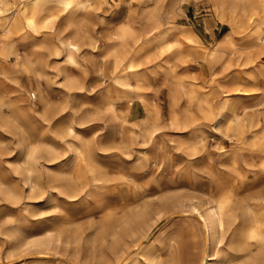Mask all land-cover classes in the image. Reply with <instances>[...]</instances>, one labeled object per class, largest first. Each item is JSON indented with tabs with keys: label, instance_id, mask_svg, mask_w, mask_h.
Segmentation results:
<instances>
[{
	"label": "rangeland",
	"instance_id": "rangeland-1",
	"mask_svg": "<svg viewBox=\"0 0 264 264\" xmlns=\"http://www.w3.org/2000/svg\"><path fill=\"white\" fill-rule=\"evenodd\" d=\"M86 2L62 10L58 0H38L20 16V0H0V189H23L36 146L60 157L47 165L38 152L45 179L71 170L84 184L74 196L54 187L14 204L0 192V264H209L205 251L227 264L235 225L217 229L205 248L194 205L203 211L229 194L240 210L253 208V194L264 191V158L251 154L236 120L254 112L264 140V46L254 45L255 19L240 29L232 21L264 0ZM257 20L264 37V14ZM113 63L125 84L110 78ZM18 87L28 98L35 92V110H22ZM142 217L153 221L142 243L148 259L133 249L117 260L126 219ZM10 229L19 237L13 244Z\"/></svg>",
	"mask_w": 264,
	"mask_h": 264
},
{
	"label": "bare ground",
	"instance_id": "bare-ground-1",
	"mask_svg": "<svg viewBox=\"0 0 264 264\" xmlns=\"http://www.w3.org/2000/svg\"><path fill=\"white\" fill-rule=\"evenodd\" d=\"M20 1L22 3V7H21L20 11H18V13L20 16H22V15H25L27 9H29L28 8L29 5L33 6L38 0H20ZM60 5L63 6L62 10H64V9L70 8L71 6L85 8L88 4H87L86 0H65L63 3H61L58 0L57 6L60 7ZM262 14H264V5L258 10H256V8H253L252 12L248 16H244L243 18H241V17L240 18H233V20H232L233 23L239 29L242 28L243 26H250L251 23L254 22V19L256 20V23L253 24V30L251 31V35H252V37L256 38V41L254 40V45L257 46L258 49L262 48L264 46V37L261 36V33L263 32L262 28H261L262 26L260 24L261 22H259V20H257L258 17H260V15H262ZM252 15H254V16H252ZM251 18H252V20H251ZM173 31H174V29L171 30L169 33L172 32L171 34H175V31L174 32ZM117 33H118L117 37H113L114 40H117V39H119V37H122L125 35V31H119ZM65 44L69 47L74 48V49L77 48L76 45L71 43V42H66ZM20 61H21L20 65L24 68L28 67L29 65H32V63L30 61H25V60H20ZM115 71H116V67H115V63H113L112 68L110 69V72H109L110 78L112 80H114L115 82H118L120 84H125L124 81L122 82L121 77H114L113 74ZM2 82H6V81H4L2 79V77L0 76V88H2V86H1ZM6 85H8V84H6ZM27 95L28 94L26 93L25 90L22 91L19 88L18 101H20V107L22 108L23 111L24 110L33 111V110H35L34 109L35 104L32 101H35V98H36L35 92L30 91L29 92V98ZM147 112L151 116V111L148 110ZM259 119L260 118L258 117V115H256L252 111H248V112L247 111H241L239 114L236 115L237 127H238V130H240V137L242 138V141L245 142L246 140H248L249 137H251L252 145L250 148V152L253 156H257L261 159V158H264V140L259 139V137H258L259 130L254 128L255 125L258 123ZM144 122L146 123V120ZM63 136H64V134H62V138H63ZM140 137H142V136H140ZM92 140H93V142H96L95 139H92ZM194 142L201 145L202 138L196 137ZM185 143H188V141H185ZM41 149H43L45 151L44 161H45V164H47V165H48V162L55 161V159L60 158V157H58L59 154H57L53 148H50L47 146L42 147V148H40L38 146L31 148V150L29 151V154L25 158V162H27L26 164H28L29 166L26 167V171H28V174L24 177L25 184L23 185V189L21 190L23 194L21 193V191H18V188H15V187L14 188L0 189V192L5 196L6 200H10L14 204L16 202H19L21 200V198H24V197L39 199L41 197H45L46 195H49L48 189L54 188V187L58 188V190L61 192L67 193L69 196L77 195L81 192V190H83L84 184L83 185L80 184V180L78 179L79 174L76 173L77 178L75 177V179H74L72 176V173H69L71 170L63 171L62 176L60 178L49 175V172H46L48 178L45 179V176L44 177L42 176V170L39 167V164L37 162V158H38L37 155L39 154L38 152H40ZM69 156L71 157V155H69ZM30 164H34V167H31ZM141 164H143V161L139 164L133 165L131 170H132V174L134 176L142 174L139 171V169H140L139 166ZM33 171H35L36 176L32 178L31 177L32 174L30 172H33ZM98 178H96V177L92 178L91 182H93V185L100 186L99 185L100 183L98 182L99 181ZM262 180L264 182V178ZM173 181L174 180H172V182ZM97 183H99V184H97ZM25 185H27V188L24 190ZM118 185H120V183ZM235 185H237V184H235ZM234 188H235V190H238L240 188V185L235 186ZM263 188H264V186H263ZM129 190H131V188H129ZM138 194H139V191L137 188H135L133 191V195L137 196ZM171 194H173V193H171ZM189 196H190V194H189ZM187 198L189 199L190 197H187V195H186V199ZM230 198L231 197L229 194H222L218 200H214L213 202L209 203L203 211L199 210V208H197L194 205V207L197 211V220L200 223L201 227L204 228L206 231V235H205L206 239L205 240L207 241V243H206V245H204L205 248L209 247L208 242L213 239V236H214L217 229L223 230L225 228V226L232 227V225L233 226L235 225V228L232 230L233 232L231 233L230 238H229V245H230L229 247L231 248L232 251L228 253V258L230 260L227 261V264H234V263H231V262H233L232 260L235 261L236 259H239V257H242V256L245 257L244 258L245 260L239 262L238 264H264V191H261L260 193L253 194V203H254L253 208L246 206L244 209L240 210L239 208L236 207L237 203L234 205V203L231 202ZM118 205H119V203H118ZM145 205H147V204H145ZM165 205L163 206L164 208L166 207ZM163 207H162V209H163ZM168 207H169V205H168ZM124 211H125V209H124ZM145 215H146V213H145ZM137 217H138V215H137ZM137 217H136V219H137ZM157 217H159V216L157 215ZM141 219H143V217ZM144 219H143V221L138 222V223L135 222L133 219H126V221L124 220L125 225H129L130 228H129L127 235L125 237L126 239L123 240L122 246L119 242L120 239H122V236L121 237L119 236L120 237L119 240H118V238L115 239L116 240L115 246H118L117 244H120V246H121V248H120L121 255H118V254L115 255L117 260L127 259L128 257H131L132 255H129V254L132 252L133 249L137 250L136 251L137 254L145 257L144 259H148V248L142 246V243L144 241V238H146V236L148 235L147 229L149 227H151L152 218L147 219V220L146 219L144 220ZM134 223H137V224H134ZM152 223H153V221H152ZM110 232H112L111 234H113V236H115L118 231L111 230ZM4 233L9 238V241L11 244L16 242V239L19 238L15 229H10L9 231L6 230V232H4ZM194 237H195V235H194ZM194 237L192 236V239H191V240H193L191 250L196 252L197 244H196V241L194 240ZM35 242L37 243L39 241H35ZM214 254H215V252H209V254H208L205 251L203 256L200 255L201 256L200 259L203 260L204 258L207 257L209 259H213V261H211L209 264H215L216 258L214 257ZM187 255H189V254H187ZM191 255H193V254H191ZM194 259H196V258L194 257ZM198 261H196V262H198ZM133 262H135V261L130 260L127 264H132ZM155 264H160V263L156 262Z\"/></svg>",
	"mask_w": 264,
	"mask_h": 264
},
{
	"label": "crops",
	"instance_id": "crops-1",
	"mask_svg": "<svg viewBox=\"0 0 264 264\" xmlns=\"http://www.w3.org/2000/svg\"><path fill=\"white\" fill-rule=\"evenodd\" d=\"M3 88H5V87H3Z\"/></svg>",
	"mask_w": 264,
	"mask_h": 264
}]
</instances>
